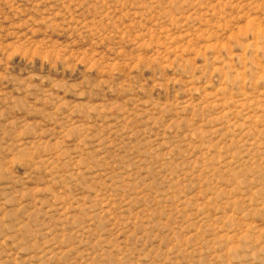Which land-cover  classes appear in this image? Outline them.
Listing matches in <instances>:
<instances>
[{
    "label": "rangeland",
    "instance_id": "1",
    "mask_svg": "<svg viewBox=\"0 0 264 264\" xmlns=\"http://www.w3.org/2000/svg\"><path fill=\"white\" fill-rule=\"evenodd\" d=\"M0 264H264V0H0Z\"/></svg>",
    "mask_w": 264,
    "mask_h": 264
}]
</instances>
